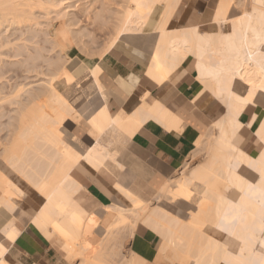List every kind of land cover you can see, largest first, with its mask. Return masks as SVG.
I'll use <instances>...</instances> for the list:
<instances>
[{
    "label": "bare ground",
    "instance_id": "6f19581e",
    "mask_svg": "<svg viewBox=\"0 0 264 264\" xmlns=\"http://www.w3.org/2000/svg\"><path fill=\"white\" fill-rule=\"evenodd\" d=\"M73 1L0 0V55L22 59L0 66V264L26 228L62 264H264V0H209L195 22L185 0ZM21 24L23 45L1 35ZM190 71L200 90L178 111L152 96ZM149 121L198 133L171 174L134 156Z\"/></svg>",
    "mask_w": 264,
    "mask_h": 264
},
{
    "label": "crops",
    "instance_id": "0c3cea01",
    "mask_svg": "<svg viewBox=\"0 0 264 264\" xmlns=\"http://www.w3.org/2000/svg\"><path fill=\"white\" fill-rule=\"evenodd\" d=\"M208 6H209V0H185L184 7L191 8L189 9L191 12L190 15L191 17H193L191 18L192 21H186V22H195L197 20H201L202 17L206 14L207 9L209 8ZM200 11L201 13H199ZM184 68L185 66H183L179 72H182ZM104 79L105 81H107V76L104 77ZM182 87H185V88H182ZM174 89L175 90L169 87L168 89L164 91H160L158 87H155V89L154 88L152 89L151 94L153 97L158 96V98L160 99H163L165 96L164 100L167 102V104H169V107L172 106L173 110L178 111L181 106L185 105V102L195 97V95L200 90V86L199 84L196 83V81L194 80L193 73L190 71L189 74L185 75V77H183V79L176 85V87H174ZM167 90L172 92L170 96L168 97H166L167 93L164 94ZM176 90L178 92H175ZM178 94L179 95L181 94V96H179L181 98L176 97ZM173 98L175 101L173 100ZM178 101L180 102V104ZM113 102H114V99H113ZM201 104L202 105H200V108L203 110V112L208 118L215 117L216 113L214 110V106H215L214 102L208 103V100L206 99ZM112 110L116 111L117 106L113 105ZM186 130L187 131L181 133L180 135H177L175 133L167 131L165 128L161 127L155 122L149 121L142 128V130L135 136V138L133 139L131 143V147L134 151V156H137L139 160L145 162L147 165L150 166V168H152L155 172H157L158 174L162 176L171 174L172 171L176 170L179 166H181L184 163V161L187 158L186 155H189V153L191 152L193 142L198 135L197 131L195 132L196 129H194L193 126H189ZM186 132L189 134H187ZM182 140L185 143H182L183 142ZM185 140H187L188 143ZM164 149L165 150L167 149V150L165 151ZM156 151H158L159 153ZM23 235L25 237H23ZM23 235L20 238L21 241L18 240L14 244V247L12 248L13 253H11L10 258L13 263L17 264L20 258H22L27 263L37 262L39 264H52V263L58 262V258L53 248L51 247L50 243L40 233L33 230L32 228H26ZM139 238L141 240L138 243V247L140 244L141 245H140V248L138 249L139 250L141 249L140 250L141 252L142 251L148 252L150 250V244H152L154 240V236L150 232H145L143 235H140Z\"/></svg>",
    "mask_w": 264,
    "mask_h": 264
},
{
    "label": "rangeland",
    "instance_id": "374dc122",
    "mask_svg": "<svg viewBox=\"0 0 264 264\" xmlns=\"http://www.w3.org/2000/svg\"><path fill=\"white\" fill-rule=\"evenodd\" d=\"M73 1V0H72ZM75 1V0H74ZM73 1V2H74ZM111 2H112V6L113 7H119V2H121V0H110ZM42 9H39V8H36L35 9V12H37V16H38V20L41 22V23H43V25H38V26H36V25H33V27L34 28H39V31H41V33H42V31L43 32H45V24H47L46 22H47V16H45V13L44 12H42V11H44V10H42ZM53 15V16H52ZM55 15H56V12L53 14H51V17H55ZM84 17V16H83ZM83 17H82V20H84V21H82L83 23L85 22V26L87 27L88 26V28L89 29H93L94 28V26L92 25V24H90L89 23V21H86L87 20V18H85L84 17V19H83ZM59 19V18H58ZM53 20V22H56L57 23V21H59V20ZM44 26V28H42V27ZM47 26V25H46ZM30 27H32V26H30ZM93 27V28H92ZM28 29V26L27 25H25V24H21V26H19L18 27V29H14L13 30V28H10V30H8V31H6V30H4L3 29V32H2V36L3 37H7L8 39H11L12 40V42H14V41H16L15 40V38L17 37V36H21V39L22 40H17L18 42H16L17 44H22V43H24V42H26V41H24L23 39L24 38H28V36H29V33L28 32H26V30ZM41 29V30H40ZM43 29V30H42ZM107 30H105V31H103V32H99L98 33V37L100 38H98L97 37V42H98V46L97 45H94V46H96V48L98 49V50H100V48L102 47L103 48V46L105 45V42H106V38H107V36L105 35V32H106ZM28 33V34H24V33ZM24 34V35H23ZM43 35V34H42ZM1 36V37H2ZM4 39V38H3ZM6 39V38H5ZM14 39V40H13ZM98 39L100 40V41H98ZM30 42V41H29ZM97 42H95V43H97ZM102 43V44H101ZM26 44H28V43H25L24 45H26ZM30 44H32V42L30 43ZM34 44V43H33ZM33 44L32 45H30L31 47L33 46ZM23 45V44H22ZM35 45V44H34ZM102 45V46H101ZM28 46H29V44H28ZM36 46V45H35ZM35 46H33V48L30 50V48H28V52H30V51H34V47ZM11 47V46H10ZM16 47V46H15ZM14 47V48H15ZM8 49H10L9 47H8ZM7 49V47H3V48H0V53L1 52H4L5 50H7V51H9ZM10 51H13V50H10ZM6 52V51H5ZM45 54L47 53V52H45V51H43ZM47 54H51V53H47ZM46 54V55H47ZM20 57V56H19ZM19 57H8L7 55H5V54H3V55H0V59L2 60V62H1V60H0V66H2L1 64H4V65H6L4 62H6V60H8V62H7V65L9 64V62H11L12 60H22V59H20ZM21 58H23V56L21 57ZM24 59V58H23ZM4 60V61H3ZM10 60V61H9ZM13 62V61H12ZM26 75H27V73H26ZM28 75H29V78L28 79H24V84H26V83H28V82H36V81H40V80H42L43 78H47V76L46 75H43V74H37V72H31V73H28ZM207 100H208V103H213V101L211 100V98L209 97V98H207ZM7 106H8V104H6ZM10 109H12V105L11 106H8ZM205 108V107H204ZM13 109H14V107H13ZM205 110V109H204ZM12 113H14V112H12ZM11 113V114H12ZM71 123H72V125H70V126H72V128H73V124H74V127H75V125H76V123H77V121L74 119V118H70V120H69ZM244 121L246 122L247 121V119H244ZM7 131V129L6 130H3V131H0V136H4ZM255 147H256V144L254 143L253 144V146H252V149H255ZM203 156V158H206V154H205V151H201L200 153H198L196 156H194V157H192L190 160H189V162H188V164L185 166V168L184 169H187L188 168V166H189V163L190 162H192V161H195V160H197L198 158H200V157H202ZM90 190L93 192V193H96L97 191V189L95 188V186H91L90 187ZM52 264H62V262H60V260H59V262H57V263H52Z\"/></svg>",
    "mask_w": 264,
    "mask_h": 264
}]
</instances>
